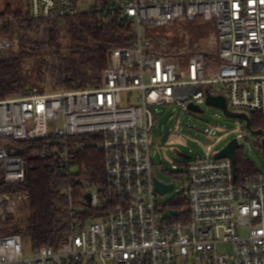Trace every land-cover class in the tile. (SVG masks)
<instances>
[{
    "label": "built area",
    "instance_id": "obj_1",
    "mask_svg": "<svg viewBox=\"0 0 264 264\" xmlns=\"http://www.w3.org/2000/svg\"><path fill=\"white\" fill-rule=\"evenodd\" d=\"M26 2L34 19L95 11L101 20L128 24L132 34L127 45L111 52L98 84L49 92L35 87L0 101V172L9 184L24 182L27 152L16 142L43 141L33 155H59L61 172L70 175L79 164L68 139L97 134L107 196L119 201L103 216L83 220L97 208L99 191L88 192L91 202L85 195L80 208L68 188L69 236L56 248L27 250L24 238L6 229L12 215L29 211L28 195L0 193V264H264V173L238 183L229 158H183L181 170L173 169L187 180V207L167 217L164 195L155 188L151 146L155 109L173 105L188 113L192 103L206 102L210 88L226 98L229 111L264 118V0ZM198 22L216 29L217 53L210 64L195 54L180 66L153 50L154 30ZM5 27L0 20V33ZM13 47L0 35V53ZM261 132L256 141L264 155ZM178 217L181 222L174 221ZM227 246L230 252L219 251Z\"/></svg>",
    "mask_w": 264,
    "mask_h": 264
},
{
    "label": "trees",
    "instance_id": "obj_2",
    "mask_svg": "<svg viewBox=\"0 0 264 264\" xmlns=\"http://www.w3.org/2000/svg\"><path fill=\"white\" fill-rule=\"evenodd\" d=\"M0 20L5 23L2 37L10 39L14 47L0 53V101L11 96H21L31 88H43L35 85L29 87L25 78L26 65L34 60L54 58L56 72L52 76L55 89L53 91L70 90L74 86L92 87L100 82L102 72L109 67L110 54L116 48L127 45L131 37V28L128 24L117 20L105 18L101 20L95 11L75 16L74 18H31L30 11L26 9H13L5 7L0 13ZM193 24V25H192ZM173 26L163 27L173 28ZM196 30L198 36L216 34L213 23H189ZM152 33L151 44L153 50L178 62L180 66L186 65L190 57L200 54L206 58L207 64L215 60L216 52L203 49L198 40L190 41L188 48L184 49L178 41H172L165 34ZM70 41V55L62 54V39ZM92 64L91 74L85 68ZM212 89L210 88V91ZM251 127L254 130H264V118L256 113H250ZM99 136L82 135L79 138L68 139L71 154L78 159L79 168L70 175H63L61 163L63 159L58 156H38L33 154L38 150L40 142H16L27 152V175L22 183H7L0 172V193L29 195V211L23 220L25 226H17V222H10L12 232L29 239L32 248H56L59 243L69 236L71 215L69 198L65 193L68 188L73 192L74 203L77 207L84 206L83 198L92 189L99 191V203L95 210L86 211L82 219H97L103 216L118 199L108 198L107 178L105 177V162L103 152L97 148ZM83 145L84 151L77 152L75 147ZM236 171L238 183L245 182L252 175L259 173L257 167L245 156L244 149L237 150ZM174 210L187 207V201L182 195L170 205ZM26 215V214H25ZM174 221L181 222L178 217Z\"/></svg>",
    "mask_w": 264,
    "mask_h": 264
},
{
    "label": "rangeland",
    "instance_id": "obj_3",
    "mask_svg": "<svg viewBox=\"0 0 264 264\" xmlns=\"http://www.w3.org/2000/svg\"><path fill=\"white\" fill-rule=\"evenodd\" d=\"M27 0H0V13L7 6L13 9H26ZM198 22L196 24H203ZM193 25V24H192ZM189 26L188 23L176 25L173 28L157 29L155 35L165 34L172 41H178L184 49L188 48L189 42L198 40L203 49L207 51H215L217 53V43L215 34L198 36L196 30ZM70 41L68 38L62 39V54L69 56ZM57 60L48 58L45 60H34V62L26 65L25 78L29 87L35 85L43 88L47 92L55 89L52 82V76L55 74L54 66ZM92 64L85 68V72L91 74ZM202 114L184 113L177 106H164L155 109L156 126L152 131V157L155 161L154 174L155 177L163 184H173L174 190L169 191L162 197V202L167 205L165 216L176 215V210L170 208V204L183 195L187 187V180L177 177V173L181 170L184 161L180 153L185 154L192 161L197 159H205L213 157L218 151L227 146L231 140L238 139L240 147L244 149L245 156L253 163L258 170L264 173V155L261 146L258 144L257 135H253L246 129V124L236 118L232 119L223 114L222 110L208 106L203 103L200 105ZM176 166L178 170H174ZM28 195V194H27ZM29 199V195H28ZM28 213L17 212L10 218L11 222H17V226L24 227L23 222L27 218ZM12 232L11 225L6 229ZM246 231H241L244 235ZM27 250H32L29 239H25ZM231 246L220 247L222 253L230 252Z\"/></svg>",
    "mask_w": 264,
    "mask_h": 264
},
{
    "label": "water",
    "instance_id": "obj_4",
    "mask_svg": "<svg viewBox=\"0 0 264 264\" xmlns=\"http://www.w3.org/2000/svg\"><path fill=\"white\" fill-rule=\"evenodd\" d=\"M205 101H206L205 104H207L208 106L219 109L220 111L222 110L223 114H225L227 117L232 118V119L238 118V119L244 121L246 124L245 127L253 135H260L262 133L261 130L254 131L252 129L251 119L249 118V116L247 114L237 113V112L233 113V112L229 111L227 100L223 95H220V96L213 95L209 89H206ZM188 109L191 113H193V112L198 113V114L203 113V111L201 110V107L197 104H194V103L189 105ZM239 147H240V143L238 142V139L236 138L234 140H231L227 146H225L222 150L218 151L213 156L214 159H216V160H220L223 158L231 159V161L233 163V169L235 171V179L237 178L236 164H237V150ZM24 153L25 152L23 150H17L15 154L23 156ZM179 156H181L183 158H188V156H186L183 153H180ZM155 188H156V191L160 195H166L169 191H172L175 189L173 184L165 185L162 182H160L158 179L155 180ZM91 197L92 196L90 193L86 194V199L88 201V204H90V202H91Z\"/></svg>",
    "mask_w": 264,
    "mask_h": 264
}]
</instances>
